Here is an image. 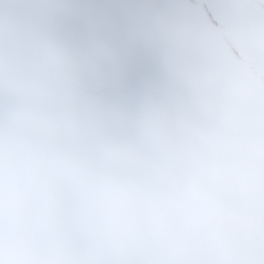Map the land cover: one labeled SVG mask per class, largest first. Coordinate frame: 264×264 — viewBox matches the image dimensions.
I'll list each match as a JSON object with an SVG mask.
<instances>
[{
    "label": "snow or ice",
    "instance_id": "snow-or-ice-1",
    "mask_svg": "<svg viewBox=\"0 0 264 264\" xmlns=\"http://www.w3.org/2000/svg\"><path fill=\"white\" fill-rule=\"evenodd\" d=\"M0 264H264V0H0Z\"/></svg>",
    "mask_w": 264,
    "mask_h": 264
}]
</instances>
